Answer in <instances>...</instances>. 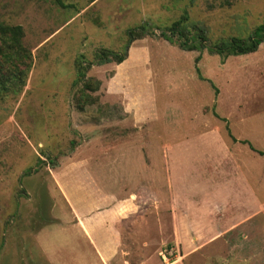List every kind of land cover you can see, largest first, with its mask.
Wrapping results in <instances>:
<instances>
[{"label":"rangeland","instance_id":"1","mask_svg":"<svg viewBox=\"0 0 264 264\" xmlns=\"http://www.w3.org/2000/svg\"><path fill=\"white\" fill-rule=\"evenodd\" d=\"M183 13L212 44L263 23L264 0H0L30 54L0 97V264H99L58 181L80 215L122 204L133 264H264V39L225 57L185 49L161 35ZM135 27L120 63H95Z\"/></svg>","mask_w":264,"mask_h":264},{"label":"trees","instance_id":"2","mask_svg":"<svg viewBox=\"0 0 264 264\" xmlns=\"http://www.w3.org/2000/svg\"><path fill=\"white\" fill-rule=\"evenodd\" d=\"M234 0H221L222 5H230ZM187 15L183 13L177 20L161 32L167 39H173L185 49L196 47L195 41L202 46L209 47L210 51L221 54L223 57L255 51L264 39V22L256 25L245 37L230 36L228 39L208 44L204 30L196 25L185 26ZM143 32L142 28L135 27L127 30V42L123 52L106 48H98L94 52L95 63L114 61L120 63L126 56L130 42ZM23 30L20 25L0 24V97L8 92L19 91L24 85L29 69V51L22 44ZM91 63H84L82 57L76 59L77 76L74 84L79 82V105H84L91 95L86 91L90 82L85 77L86 70ZM97 83V82H96ZM93 88V87H92ZM81 103V104H80ZM245 141V140H244ZM264 154L263 151H258Z\"/></svg>","mask_w":264,"mask_h":264},{"label":"crops","instance_id":"3","mask_svg":"<svg viewBox=\"0 0 264 264\" xmlns=\"http://www.w3.org/2000/svg\"><path fill=\"white\" fill-rule=\"evenodd\" d=\"M58 182H59L58 183L59 188L63 193V195L66 197L65 199L68 205L70 206L71 211L74 214L77 225L80 226L83 233L87 237L90 245L93 247L94 253L99 261V264H133L129 261V257H126L125 255L121 254V252H123V250L121 249V240L117 236L118 229L116 227V223L120 219L119 211L122 204L117 202L113 206H108V207H99V206L98 207L95 206L94 208L88 207L90 209L93 208V210L88 211L90 209H86V211H84L80 215L79 208L74 206V203H72L69 195L67 194L68 186L65 183L62 184L60 181ZM100 222H102L104 226H106L107 223L110 226L109 228H107L108 230L107 237L110 238V240L107 242L104 241V239L98 240L94 236L95 224ZM193 224L195 225V227L198 226L197 221H194ZM147 262L150 261L145 259L144 260L140 259L139 261H136L134 264H146ZM77 263L81 264L80 259L79 262ZM174 263H176V261H172L167 264H174ZM70 264H75V262Z\"/></svg>","mask_w":264,"mask_h":264}]
</instances>
